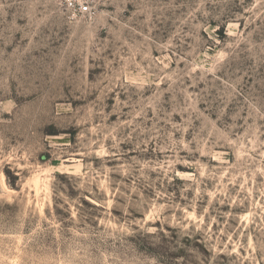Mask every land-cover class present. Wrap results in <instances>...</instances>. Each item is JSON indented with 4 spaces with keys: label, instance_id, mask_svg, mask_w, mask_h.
Returning <instances> with one entry per match:
<instances>
[{
    "label": "rangeland",
    "instance_id": "1",
    "mask_svg": "<svg viewBox=\"0 0 264 264\" xmlns=\"http://www.w3.org/2000/svg\"><path fill=\"white\" fill-rule=\"evenodd\" d=\"M90 2L0 0V264H264V0Z\"/></svg>",
    "mask_w": 264,
    "mask_h": 264
},
{
    "label": "built area",
    "instance_id": "2",
    "mask_svg": "<svg viewBox=\"0 0 264 264\" xmlns=\"http://www.w3.org/2000/svg\"><path fill=\"white\" fill-rule=\"evenodd\" d=\"M64 3L74 16L82 15L92 18L96 15L90 0H64Z\"/></svg>",
    "mask_w": 264,
    "mask_h": 264
},
{
    "label": "bare ground",
    "instance_id": "3",
    "mask_svg": "<svg viewBox=\"0 0 264 264\" xmlns=\"http://www.w3.org/2000/svg\"><path fill=\"white\" fill-rule=\"evenodd\" d=\"M39 181H40V175H36V176H35V184H36V187L39 185V184H38Z\"/></svg>",
    "mask_w": 264,
    "mask_h": 264
}]
</instances>
